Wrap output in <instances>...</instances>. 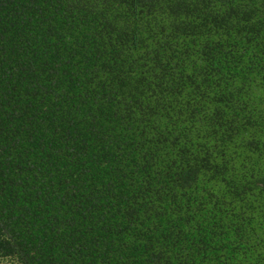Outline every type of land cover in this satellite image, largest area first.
<instances>
[{"label": "trees", "instance_id": "trees-1", "mask_svg": "<svg viewBox=\"0 0 264 264\" xmlns=\"http://www.w3.org/2000/svg\"><path fill=\"white\" fill-rule=\"evenodd\" d=\"M0 264H264V0H0Z\"/></svg>", "mask_w": 264, "mask_h": 264}]
</instances>
